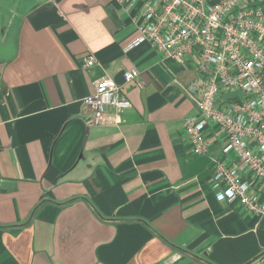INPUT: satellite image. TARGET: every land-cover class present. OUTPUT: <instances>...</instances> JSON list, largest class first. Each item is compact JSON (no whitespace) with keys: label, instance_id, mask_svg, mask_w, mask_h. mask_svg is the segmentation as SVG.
<instances>
[{"label":"crops","instance_id":"obj_1","mask_svg":"<svg viewBox=\"0 0 264 264\" xmlns=\"http://www.w3.org/2000/svg\"><path fill=\"white\" fill-rule=\"evenodd\" d=\"M143 22L142 2L0 0V264H264V218L211 185L224 131L207 155L185 137L197 54L129 47ZM102 77L132 101L119 124L89 121Z\"/></svg>","mask_w":264,"mask_h":264},{"label":"built area","instance_id":"obj_2","mask_svg":"<svg viewBox=\"0 0 264 264\" xmlns=\"http://www.w3.org/2000/svg\"><path fill=\"white\" fill-rule=\"evenodd\" d=\"M127 9L142 2L144 22L129 47L152 44L165 60L183 61L197 54L205 75L198 113L184 120L185 137L196 155H207L209 125H218L225 142L222 153L231 164L216 160L212 188L218 201L239 203L247 212L264 218V2L255 0H120ZM96 64L89 53L83 67ZM139 75L124 71L126 82ZM227 95V96H225ZM95 124L121 122V113L132 106L111 77L95 83L84 99ZM113 108L114 114L108 113ZM264 258V249L262 250ZM247 264H259L258 259Z\"/></svg>","mask_w":264,"mask_h":264}]
</instances>
